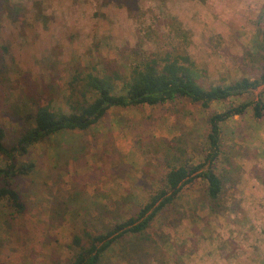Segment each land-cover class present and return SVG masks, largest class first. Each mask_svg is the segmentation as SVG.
Returning <instances> with one entry per match:
<instances>
[{"label": "rangeland", "instance_id": "obj_1", "mask_svg": "<svg viewBox=\"0 0 264 264\" xmlns=\"http://www.w3.org/2000/svg\"><path fill=\"white\" fill-rule=\"evenodd\" d=\"M131 1L0 0V126L6 146L33 126L38 107L68 112L74 76L107 70L118 85L127 81L140 59L159 44L165 48L171 19L191 33L188 53L205 73L204 86L258 76L257 60L244 52L257 58L254 20L264 0ZM259 98L264 100V84L206 109L184 99L114 108L85 132H64L31 147L17 160L32 163V170L12 181L25 212L0 201V264H67L77 251L76 229L110 221L100 211L112 202L121 203L120 214H134L157 188L165 173L163 141L183 134L186 158L197 161L207 146L209 117ZM221 129L215 170L226 177V206L212 212L205 182L187 184L176 204L151 224L150 258L134 264H264V117L256 119L249 108ZM5 163L0 156V168ZM70 199L74 211H64ZM57 204L59 211L51 212ZM101 264L127 263L111 250Z\"/></svg>", "mask_w": 264, "mask_h": 264}, {"label": "trees", "instance_id": "obj_2", "mask_svg": "<svg viewBox=\"0 0 264 264\" xmlns=\"http://www.w3.org/2000/svg\"><path fill=\"white\" fill-rule=\"evenodd\" d=\"M132 1L133 6H136V0ZM125 7L132 10L128 1H125ZM136 9L135 7L134 10ZM254 25L259 52L256 54L257 58H253L248 51L244 55L251 61L257 60L259 73L255 78L241 77L229 85L204 86L205 73L198 69L188 53L192 43L191 33L178 20L171 19L168 23V34L162 40L165 48L159 44L154 52L140 59L127 81L118 85L115 75H110L107 70L97 74L76 75L70 82L73 96L68 99L67 113L54 110L49 105L38 107L31 117L33 126L19 131L16 141L10 146L5 144L6 129L0 126V156L6 160L5 166L0 168V201L4 200L13 212L24 213L26 205L19 192L13 188L12 181L15 177L29 174L34 165L18 162V157L26 155L31 147L64 132L89 130L111 109L154 107L178 99L199 104L206 109L211 103L240 97L259 88L264 84V4L254 20ZM157 36L158 41L163 37ZM249 108L256 119L264 117V100L261 98L230 106L209 117L207 146L197 161L186 158L188 145L183 134L163 141L162 163L165 173L157 188L134 214H120L118 207L121 203L112 202L113 206H105L100 211L107 212L110 221L91 225L94 232L87 227L76 229L78 233L74 236L73 244L77 251L67 264H101L104 255L111 250H115L118 259L127 264H134V260L146 261L150 258V246H155L149 232L151 224L165 210L171 209L180 199L183 188L196 179L205 182L211 211H222L226 206L223 198L226 177L223 174L218 175L215 170V164L222 155L221 127L235 116L244 115ZM70 201V206L65 205L64 211L73 210L71 206L74 203L73 200ZM59 206L57 204L50 211H59ZM107 208L111 210L108 211ZM95 211L97 212L96 208ZM73 218L76 219L75 216Z\"/></svg>", "mask_w": 264, "mask_h": 264}]
</instances>
